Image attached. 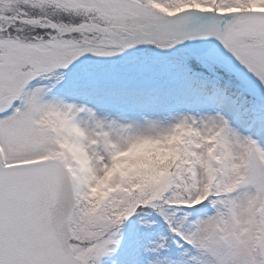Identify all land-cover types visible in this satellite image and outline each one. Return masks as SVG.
Instances as JSON below:
<instances>
[{
    "label": "snow or ice",
    "instance_id": "obj_1",
    "mask_svg": "<svg viewBox=\"0 0 264 264\" xmlns=\"http://www.w3.org/2000/svg\"><path fill=\"white\" fill-rule=\"evenodd\" d=\"M0 264H264V0H0Z\"/></svg>",
    "mask_w": 264,
    "mask_h": 264
}]
</instances>
